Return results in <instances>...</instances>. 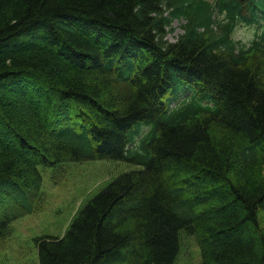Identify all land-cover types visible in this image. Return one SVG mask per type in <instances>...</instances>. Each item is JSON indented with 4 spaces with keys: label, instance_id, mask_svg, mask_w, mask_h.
Instances as JSON below:
<instances>
[{
    "label": "trees",
    "instance_id": "trees-1",
    "mask_svg": "<svg viewBox=\"0 0 264 264\" xmlns=\"http://www.w3.org/2000/svg\"><path fill=\"white\" fill-rule=\"evenodd\" d=\"M84 160L134 167L38 264H264V0H0V240Z\"/></svg>",
    "mask_w": 264,
    "mask_h": 264
},
{
    "label": "rangeland",
    "instance_id": "rangeland-1",
    "mask_svg": "<svg viewBox=\"0 0 264 264\" xmlns=\"http://www.w3.org/2000/svg\"><path fill=\"white\" fill-rule=\"evenodd\" d=\"M181 22L173 21L174 30L167 34L169 41L176 40ZM257 31L254 27L239 25L233 30V36L248 42ZM133 167L121 161L84 160L41 168L42 186L37 199L40 208L11 223L8 233L0 240V264H38L34 239L41 235L61 237L89 197L119 173ZM175 264H201L193 236L181 233Z\"/></svg>",
    "mask_w": 264,
    "mask_h": 264
}]
</instances>
